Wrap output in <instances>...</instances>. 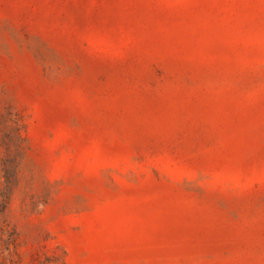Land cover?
I'll list each match as a JSON object with an SVG mask.
<instances>
[{
    "label": "rangeland",
    "instance_id": "374dc122",
    "mask_svg": "<svg viewBox=\"0 0 264 264\" xmlns=\"http://www.w3.org/2000/svg\"><path fill=\"white\" fill-rule=\"evenodd\" d=\"M0 264H264V0H0Z\"/></svg>",
    "mask_w": 264,
    "mask_h": 264
}]
</instances>
